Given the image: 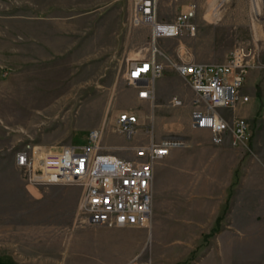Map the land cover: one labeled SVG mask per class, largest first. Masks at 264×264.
Masks as SVG:
<instances>
[{"label": "rangeland", "instance_id": "374dc122", "mask_svg": "<svg viewBox=\"0 0 264 264\" xmlns=\"http://www.w3.org/2000/svg\"><path fill=\"white\" fill-rule=\"evenodd\" d=\"M257 1L260 4L258 13L253 0H249V11L244 1H230L221 7L224 13L213 27L198 34H195L197 31L194 34L183 31L177 37L157 41L163 53L160 55L163 73L175 71L170 60H178L179 55L198 54L196 60L207 63L208 57L218 58L239 46L253 49L256 66L249 69L245 84L246 91L254 96L245 105L250 104L252 109L244 113L241 104L234 109H220L230 123L240 117L249 122L251 136L247 145L252 150L260 148L264 137V0ZM56 2L58 5H54L53 0H44L48 13L40 14V20L31 21V16L24 14V6L14 0H0V264H64L60 260L63 241L57 242L54 227V219L61 212L57 210L62 204H58L62 200L60 197L78 201V212L85 217L79 208L81 187L57 183L37 187L35 201H39L44 192V202L49 203L44 211L48 221H27L26 214L34 209L35 201L29 202L27 192L18 185L19 177L24 185L28 183L16 165L17 151L28 143L51 149L84 144L91 130L101 129L103 145L110 147L115 155L129 159L133 153L128 146L149 139L145 131L151 128L153 103L139 107L141 102L126 73L133 59L151 55V28L132 24L131 0ZM159 11L160 15L168 16L173 13L172 5L159 0ZM30 24L50 30L49 35L43 40L28 38L24 27ZM199 41L209 42L210 49L199 48ZM156 81L155 88L161 93L159 99L168 102L172 96L171 104L178 86L169 74ZM242 93L246 94L244 89ZM138 108L147 118L140 119L137 135L130 140L117 131L115 121L119 113L137 112ZM160 108L156 106L155 110L159 112ZM171 109L167 107L169 113ZM254 170L258 181L264 183V167L255 165ZM51 187L58 190H47ZM251 198L253 203L250 204V199L246 201L249 205L256 201L254 193ZM241 210L238 217L245 224ZM227 211L228 205L218 216L222 217L221 221ZM40 231L44 232V237H39ZM211 232L203 233L195 247L184 254L182 240L188 241V238L180 240L172 231L153 227L147 253L154 255L157 260L154 264H264V234L238 245L234 253L230 254L226 247L222 257L214 237L217 232L206 236ZM211 243H214L211 251L207 250L210 253L202 252ZM202 253L205 254L203 258Z\"/></svg>", "mask_w": 264, "mask_h": 264}, {"label": "crops", "instance_id": "0c3cea01", "mask_svg": "<svg viewBox=\"0 0 264 264\" xmlns=\"http://www.w3.org/2000/svg\"><path fill=\"white\" fill-rule=\"evenodd\" d=\"M14 1L24 6V14L26 16L29 14L31 21L40 20V14L48 13V9H45L43 5L44 0ZM53 1L54 5H58L57 0ZM164 1L167 5H172L173 13L164 17L160 15L159 11L160 19L163 21L175 20L178 15L188 9L191 3L195 2L197 10L192 21L197 26L195 34H198L200 31L209 29V26L213 27L215 21L222 17L224 11L221 10V7L223 5L238 0H226L223 3H221L222 0ZM243 1L249 11V0ZM253 2L258 13L260 4L257 0H253ZM97 3L96 5H98ZM19 19L26 18L20 17ZM30 25L24 27L28 38L43 40L44 36L49 35L50 30ZM51 34L54 33L51 32ZM198 46L202 49H210V44L207 41H199ZM228 54H222L218 58L217 56L208 57L206 60L209 62L207 63H223L227 60ZM195 56L187 55L190 60H196L199 57L198 54ZM196 62L200 61L196 60ZM168 74L169 78L178 86L175 92L177 96L174 97L181 99L182 105L170 104L172 96L168 102H165V99H159L161 93L156 88L153 104L138 99L141 102L139 107H148L149 104L154 107L151 123L155 139H178L185 143L182 147L173 148L169 155L154 165L153 210L150 224L148 227H112L105 224H91L86 217L78 212V201L71 202L70 198H66L67 196H61L62 200L58 201V204H62H59L60 207L57 208L58 211L61 209V212L54 219L56 220L54 227L56 228L57 242L60 239L63 241L60 260L64 264H154V261H157L154 255L150 252L147 253L148 239L152 238L153 227L163 229V231H172L173 235L180 240L188 238V241L182 240V245L186 249L185 254L195 247L203 233L212 230L226 205H228V211L221 221V229L214 236L217 241L218 253L222 257L226 253V247L230 254L234 253L238 245L245 244L251 237L264 234V183L258 181L254 170L255 165L264 167V137L259 144L260 148L254 150L247 143L244 146L234 145V134L231 130L223 134L221 142H215L210 130L200 129L192 124L191 115L195 109L193 101L197 96L192 85L176 71L162 73L159 78ZM246 82L247 78L243 86L246 94H243L254 98L246 91ZM163 83L165 84V82ZM168 83L171 82L168 81ZM157 84L156 81V86ZM240 104L241 111L244 113L252 109L250 104L248 107L245 102ZM159 105L161 108L158 112L155 108ZM168 106H171L172 113L168 112L170 109L167 111ZM136 111L140 119L147 118L146 115H142V109L138 108ZM157 118H161V121L158 122ZM230 124L232 125L233 122ZM148 141L149 139L145 143ZM128 147L130 148V146ZM15 170L13 169V171ZM17 182L22 190L27 192L26 198L29 202L35 201L36 192L39 189L32 185H24L20 177ZM50 189L58 190L55 187L47 190ZM252 193H254L256 201L253 205H249V201L250 204L253 203ZM43 194L45 193L41 192L42 197L38 199L39 201H35L37 203L33 202L35 207L26 214L27 221L36 223L48 221L44 211H47L49 203L48 201L44 202L46 194ZM247 199L250 200L246 203ZM239 210L246 218L245 224L238 217ZM40 225L43 227V224ZM31 231L36 233L34 229ZM43 233L40 231L37 234L39 237H44ZM211 244L202 252L210 253L214 243ZM207 250L210 251L207 252ZM201 255L202 258L205 256L203 253Z\"/></svg>", "mask_w": 264, "mask_h": 264}, {"label": "built area", "instance_id": "2783aa9c", "mask_svg": "<svg viewBox=\"0 0 264 264\" xmlns=\"http://www.w3.org/2000/svg\"><path fill=\"white\" fill-rule=\"evenodd\" d=\"M131 2L132 24L150 26L154 46L161 37H177L184 30L191 34L197 31L192 21L197 10L195 2L173 21L158 18L159 0ZM253 52L243 46L236 47L223 63H198L181 55L176 61L170 60L175 71L188 80L197 93L193 101L192 124L210 130L217 143L229 130L233 131L234 145L244 146L250 139L249 122L245 118H236L231 125L220 109L234 108L239 102L250 100L241 89L249 69L256 66ZM160 55H163L162 51L154 47L150 56L133 59L127 68V80L139 100L151 103L155 99V82L164 70ZM182 103L181 99L173 97L172 104ZM262 107L264 119V103ZM115 122L120 134L127 139L135 138L140 125V117L135 111L119 113ZM102 134L101 129H94L86 143L62 145L57 149L28 143L16 152V165L23 171L28 185L63 183L81 187L79 208L91 224L148 227L153 210L154 165L173 148L185 143L166 139L133 145L130 147L133 156L126 159L103 145Z\"/></svg>", "mask_w": 264, "mask_h": 264}, {"label": "bare ground", "instance_id": "6f19581e", "mask_svg": "<svg viewBox=\"0 0 264 264\" xmlns=\"http://www.w3.org/2000/svg\"><path fill=\"white\" fill-rule=\"evenodd\" d=\"M224 1H226V0H222L221 3H223ZM158 18L160 19V17H159V7H158ZM160 20H161V19H160ZM162 21H163V20H162ZM149 27H150V26H149ZM150 28H151V27H150ZM161 38H165V37H161ZM167 38H170V37H167ZM159 39H160V38H159ZM159 39H158V40H159ZM158 40H157V41H158ZM157 41H156V43H155L156 46H154V44H153V49H154V47L157 48ZM198 63H201V62H198ZM174 70H175V69H174ZM176 72H177V71H176ZM178 74H179V73H178ZM241 93H242V89H241ZM242 94H243V93H242ZM243 95H244V94H243ZM249 101H250V100H249ZM249 101H247V102H249ZM247 102H245V103H247ZM151 103H153V102H151ZM240 103H241V102H239L238 104H240ZM238 104H237V105H238ZM237 105H236V106H237ZM236 106H235V107H236ZM223 109H224V108H223ZM233 109H234V108H233ZM136 113H137V112H136ZM137 114H138V113H137ZM151 126H152V123H151ZM152 129H153V126H152L151 129L146 128V131H145V132H146V135L149 137V141H148L147 143L144 142V143H139V144H148V143L151 142L152 140L161 141V140H157V139L154 138V136H153V134H152V133H153V130H152ZM125 138H126V137H125ZM133 139H134V138H133ZM130 140H131V139H130ZM163 140H166V139H163ZM174 140H175V139H174ZM177 140H178V139H177ZM139 144H136V145H139ZM136 145H135V146H136ZM175 148H177V147H175ZM170 152H171V151H170ZM113 154H114V153H113ZM168 155H169V154H168ZM166 156H167V155H166ZM166 156H165V157H166ZM163 158H164V157H163ZM153 179H154V176H153ZM75 186H76V185H75ZM153 193H154V188H153Z\"/></svg>", "mask_w": 264, "mask_h": 264}, {"label": "trees", "instance_id": "16d2710c", "mask_svg": "<svg viewBox=\"0 0 264 264\" xmlns=\"http://www.w3.org/2000/svg\"><path fill=\"white\" fill-rule=\"evenodd\" d=\"M235 184V181H234ZM225 209V208H224ZM221 218L222 217H218L217 221H216V226L212 229V232L207 234L206 236H212L213 234H215L216 232H218L220 230V222H221ZM201 246H203V243L200 244ZM201 246H199L201 248ZM196 254V251L194 253V255Z\"/></svg>", "mask_w": 264, "mask_h": 264}]
</instances>
